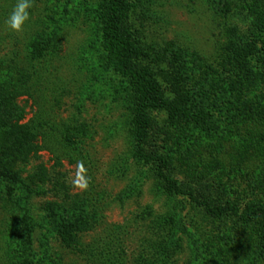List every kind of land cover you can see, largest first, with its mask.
Here are the masks:
<instances>
[{"label": "rangeland", "instance_id": "1", "mask_svg": "<svg viewBox=\"0 0 264 264\" xmlns=\"http://www.w3.org/2000/svg\"><path fill=\"white\" fill-rule=\"evenodd\" d=\"M128 1L138 61L167 98L153 116L171 175L199 177L241 211L264 205V153L229 145L264 135V116L246 112L264 104V63L249 58L251 79L231 52L252 39L253 18L240 0ZM16 2L0 0V155L22 183L0 179V264H100L111 254L123 264L163 254L166 264H264L255 224L206 214L136 156L139 94L110 63L105 0H33L20 32L6 24ZM78 161L86 191L71 183ZM80 210L90 221L70 247L59 229ZM161 240L168 251L155 253Z\"/></svg>", "mask_w": 264, "mask_h": 264}, {"label": "trees", "instance_id": "2", "mask_svg": "<svg viewBox=\"0 0 264 264\" xmlns=\"http://www.w3.org/2000/svg\"><path fill=\"white\" fill-rule=\"evenodd\" d=\"M242 6L253 18V31L251 38L243 45L233 46L231 52L234 55L235 66L241 67L249 73L250 78L254 76L251 72L249 60L251 56L256 55L258 61L264 63V0H240ZM130 3L128 0H105V9L102 23V34L106 40L110 63L113 69L119 74L127 77L136 88L139 98L134 108V147L136 156L146 162H152L157 165V176L162 180L167 190L173 194L187 196L195 203L200 205L206 214L215 217L235 216L242 223L256 225V231L260 246L264 250V205L251 204L245 207V210L239 208L237 203L225 200L221 196H212L207 183H204L199 177L193 178L187 182L179 181L171 175V158L163 153L159 148V141L162 135L161 127L155 122L153 112L163 109L167 106V98L161 83L151 74L150 68L138 61L139 49L133 39V34L125 23L126 14ZM250 58V59H249ZM243 66V68H242ZM244 72V74H246ZM252 79V78H251ZM259 108V109H258ZM246 112L249 116H264V104L259 107H253L250 103ZM28 130V129H27ZM264 135H251L249 133L238 141L233 140L229 145L233 148L236 155L244 156L252 151L253 148L261 150L264 153L263 146L259 145ZM225 139L224 141H226ZM231 139L228 140V142ZM219 147L224 148V143H219ZM217 146V147H218ZM257 146V147H256ZM160 150V151H159ZM0 179L22 183V180L16 171H12L5 164L0 155ZM26 187V186H25ZM27 195L33 193V189L27 187ZM223 202V203H222ZM248 207V209H246ZM68 216V223L59 229L62 240L67 245L77 243V231L86 228L89 224V215L84 210L75 211ZM67 218V217H66ZM173 232L166 236L168 245L173 244ZM165 240L155 243V253L168 251ZM72 247V246H70ZM106 255V253H105ZM159 255V254H158ZM105 257V256H104ZM165 255L148 259L143 257L139 264H166ZM100 264H123L118 256L110 255ZM57 264V263H55Z\"/></svg>", "mask_w": 264, "mask_h": 264}, {"label": "clouds", "instance_id": "3", "mask_svg": "<svg viewBox=\"0 0 264 264\" xmlns=\"http://www.w3.org/2000/svg\"><path fill=\"white\" fill-rule=\"evenodd\" d=\"M33 7V0H17L9 14L6 24L15 32L23 30L26 21L29 20V9ZM88 170L83 161H78L76 164L75 174L71 181L74 188L80 191L88 190L91 178L88 176Z\"/></svg>", "mask_w": 264, "mask_h": 264}]
</instances>
